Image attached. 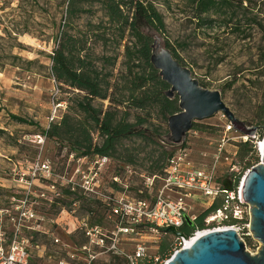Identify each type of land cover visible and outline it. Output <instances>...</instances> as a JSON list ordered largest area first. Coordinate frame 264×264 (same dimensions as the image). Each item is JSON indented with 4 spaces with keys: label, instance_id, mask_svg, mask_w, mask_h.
I'll list each match as a JSON object with an SVG mask.
<instances>
[{
    "label": "rangeland",
    "instance_id": "rangeland-1",
    "mask_svg": "<svg viewBox=\"0 0 264 264\" xmlns=\"http://www.w3.org/2000/svg\"><path fill=\"white\" fill-rule=\"evenodd\" d=\"M149 1L162 14L167 37L178 48L183 63L192 70L193 76L207 89L221 92L227 106L247 126H259L258 121L264 119V0H231L235 6L243 1L246 11L240 10L232 23L228 21L230 16L226 19L214 16L212 19L216 23L212 27L202 25L201 19L197 18L193 0ZM102 2L90 0L84 9L89 10L88 13L73 16L69 15L65 0H0V130L4 131L0 136V222L2 220L5 228L12 230L2 212L12 210L13 202L26 196L27 182L36 171L37 180L31 189V202L39 213L55 219L57 225L54 228L48 225L47 228L53 229L54 236L63 244L71 246L56 244L53 235L36 233L29 264H59L67 259V252L73 250V244L80 245L86 241L80 229L83 220L110 229L108 209L101 199L126 194L131 199L154 201L163 185L162 180L157 179L154 188L146 187L151 172L162 177L152 168V161L159 158L160 150L142 140L124 141L118 155L115 158L107 157L109 161H101L100 167L95 164L99 158L82 161L77 159L69 146H59L44 136V132L60 123L69 108H75L79 100V92L57 83L51 72V58L61 44L69 39L86 40V53L90 62L96 65L99 57L116 54L118 62L112 83L121 74L125 76L122 63L127 40L119 49L114 41L105 45L100 40L104 35L113 40L112 34H115L114 27L103 18L106 9ZM255 16H258L256 22L259 25L250 23ZM239 26H242V33L235 31V27ZM104 66L106 73L110 67ZM79 96L84 94L80 93ZM57 105L62 107L58 108ZM94 105L103 111L111 107L108 100H97ZM127 111V108L121 109V118ZM131 114L134 122L138 112L131 110ZM12 116L26 120L27 124L16 121ZM143 117H147L156 126L154 128H161L165 132L163 143L166 145L168 125L157 119L155 114L151 117L144 114ZM226 125L227 119L222 114L194 123L185 144L174 148V155L186 153L194 165L209 168L217 146L225 136ZM260 131L264 132V127L260 126ZM226 136L230 138L227 152L234 158L237 168L231 171L226 162L221 164L218 182L231 189L235 174H241V186L246 174L259 166L262 159L258 157V162L247 167L251 154L242 159L241 154L246 152L241 145L249 142V139L245 140L247 137L237 132ZM93 138L94 144H100L98 133ZM261 140L255 139L251 143L253 155L254 148ZM139 148H145V151L140 155L134 153L132 156L136 162L128 164L131 153L126 150ZM165 164L161 161L159 166ZM44 166L49 168L54 179L44 177ZM94 169L98 171L100 183L98 194L85 195L80 190L72 192L74 195L66 192L69 178L81 188L78 184L82 183L83 178L77 176L78 170L87 175ZM115 177H119L126 187L115 183ZM51 185H55L56 193L47 188ZM42 193L45 198L38 197ZM185 200L190 218L199 217L214 203L198 194H191ZM240 237L249 253H258L261 244L247 230ZM177 238L164 231L159 235L148 233L143 239L135 238V241L145 243L149 253L154 255L162 243L174 250ZM98 264L116 263L111 257L103 255L99 257Z\"/></svg>",
    "mask_w": 264,
    "mask_h": 264
},
{
    "label": "trees",
    "instance_id": "trees-1",
    "mask_svg": "<svg viewBox=\"0 0 264 264\" xmlns=\"http://www.w3.org/2000/svg\"><path fill=\"white\" fill-rule=\"evenodd\" d=\"M68 4L69 15L75 16L88 13L89 10H84L85 5L90 3V0H65ZM197 10V18L201 19L202 25L212 27L216 20L212 17L228 19L232 23L234 16L240 11H246L243 7V1H239L238 6L232 4L231 0H193ZM102 4L105 7V15L107 23L111 24L115 29L113 40L103 36L100 37L105 45L109 41H114L116 48H121L124 40L125 53L122 68L125 69V76L121 74L112 83L114 77V68L118 62V56H102L98 58V65L91 63L89 55L86 53V40L69 39L65 44H61L53 53L51 58V72L56 82L60 85H67L78 91L79 98L76 107L69 108L58 124L52 125L44 136L55 142L59 146L67 145L72 153H76L77 159L93 158V157H112L118 155L123 147V142L126 140L139 139L145 142L148 146H154L160 150L159 158L153 163V171H158L162 175L160 177L155 172H151L149 178L156 177L163 180L166 177L170 160L174 155V148L167 142H163L165 132L161 128H154L147 117L155 114L157 119L168 125L170 116L179 113V99L174 97L169 99L166 92L170 89L165 83L159 72L151 63L152 44L156 36L164 40V46L171 50L174 58L183 66L180 51L173 44L170 38L167 37V26L162 14L156 6L149 0H103ZM206 16V18H202ZM259 16V15H258ZM258 16L252 18L250 23L257 25ZM255 19V20H254ZM242 26L235 27V31L242 33ZM66 45V46H65ZM71 48V49H70ZM110 67L106 71L105 66ZM192 71V70H191ZM201 86L207 88L203 83ZM83 93L84 96H79ZM109 101L111 107L103 111L102 108H97L94 102ZM129 109L121 118V109ZM131 110L138 112V115L132 120ZM18 122L27 124L26 120L12 116ZM246 123V122H245ZM197 124H195L196 126ZM257 127H264V119L258 121ZM198 127V126H196ZM169 130V129H168ZM99 134L100 144H94L93 136ZM4 131L0 130V136ZM167 137V136H166ZM258 140L264 139V132H258L256 136ZM255 139H249L241 145L245 154H241V158L245 159L250 155L247 167H252L253 162H258L260 157L256 148L253 155L251 143ZM262 141V140H261ZM145 151V148L134 150H126L131 153L128 164L136 162L134 153L140 155ZM74 156V155H73ZM150 161V159H149ZM166 162L165 165L159 166V163ZM234 164V160L232 161ZM156 179V180H157ZM241 174L234 175L232 188L235 190L239 187ZM71 195H74L69 189L66 190ZM221 199V198H220ZM217 199L212 206L204 213L197 217L195 227L190 228L186 223L180 229L184 237H191L195 231H205L213 226H207L206 219L223 205V200ZM220 203V204H219ZM39 211V210H38ZM236 224L234 219L225 222L224 225L233 226ZM173 250L165 244L158 247V253L162 258H170Z\"/></svg>",
    "mask_w": 264,
    "mask_h": 264
},
{
    "label": "built area",
    "instance_id": "built-area-1",
    "mask_svg": "<svg viewBox=\"0 0 264 264\" xmlns=\"http://www.w3.org/2000/svg\"><path fill=\"white\" fill-rule=\"evenodd\" d=\"M61 108L62 105H57ZM234 127L227 121L224 126V134L220 140L216 152L213 155V161L209 168H202L194 165L189 160L188 154L178 153L169 162L166 170V177L163 185L158 191L154 201L146 199H131L126 194L112 198H103L101 201L108 209V219H110V229L98 224H92L88 220L81 222L80 229L84 239V243L74 245L73 250L67 252V259L61 260L59 264H98L100 256L111 257L116 264H167L174 255L183 249H187L186 245L197 238L199 234H207L213 231H221L226 229H234L239 236L245 230L250 233V207L242 201L241 186L237 189H227L218 182V172L221 164L227 163L229 170L234 171L237 166L232 164L234 158L227 152L230 138L227 134L234 133ZM247 140L248 138H244ZM257 139V137L253 138ZM261 142L256 145V150L260 159H262ZM95 164L102 166L101 161L108 162L105 157H97ZM87 161L90 158H80ZM79 160V161H81ZM43 169H46L44 166ZM46 179L54 176L49 168L42 171ZM82 183L75 185L74 182L67 180V187L71 192L80 190L85 195L98 194L100 183L98 181V171L91 170L87 175L80 173ZM156 177L148 178L146 187L154 188ZM244 179V178H243ZM37 180L36 171L32 173L31 180L27 182L26 196L21 200L13 202V209L3 211L8 224L12 226L9 231L5 228L4 222H0V264H29L31 258V248L36 238V233H43L52 236L56 244L63 242L54 236L53 229L57 223L55 219H51L44 214L39 213L31 202L32 186ZM114 182L121 184L119 177L114 178ZM126 187V186H124ZM56 193L55 185L47 187ZM191 194L209 200H223L221 209L207 217V226H213L205 231H196L191 237L177 238V245L173 250L170 258H162L159 254L151 255L148 247L142 241H135V238L143 239L148 233L151 235H159L167 229H180L185 224V216H187L186 198ZM45 198V194L41 196ZM197 217H191L196 221ZM234 219L236 224L226 227L225 222ZM248 220V221H247ZM71 248L68 244H63ZM191 247V246H190ZM188 247V248H190Z\"/></svg>",
    "mask_w": 264,
    "mask_h": 264
},
{
    "label": "water",
    "instance_id": "water-1",
    "mask_svg": "<svg viewBox=\"0 0 264 264\" xmlns=\"http://www.w3.org/2000/svg\"><path fill=\"white\" fill-rule=\"evenodd\" d=\"M151 63L170 89L169 99H179L180 112L168 119L167 140L171 148L185 144L194 123L222 114L234 127L235 132L253 139L259 127H249L227 106L222 94L201 86L191 69L183 66L166 48L159 36L152 44ZM264 141V139H263ZM242 201L250 207V233L261 244L258 253L252 255L234 229L213 231L196 238L190 248L179 251L167 264H264V147L262 163L250 170L241 185ZM185 223L195 227V222L185 216ZM178 238L184 235L176 229H167Z\"/></svg>",
    "mask_w": 264,
    "mask_h": 264
},
{
    "label": "bare ground",
    "instance_id": "bare-ground-1",
    "mask_svg": "<svg viewBox=\"0 0 264 264\" xmlns=\"http://www.w3.org/2000/svg\"><path fill=\"white\" fill-rule=\"evenodd\" d=\"M260 146H261L262 148L264 147V141H261V145H260ZM241 185H242V182H241ZM201 236H203V234H199V235H197V238H199V237H201ZM195 241H196V239L190 241V242L186 245V247L188 248V247L192 246V244H193Z\"/></svg>",
    "mask_w": 264,
    "mask_h": 264
},
{
    "label": "flooded vegetation",
    "instance_id": "flooded-vegetation-1",
    "mask_svg": "<svg viewBox=\"0 0 264 264\" xmlns=\"http://www.w3.org/2000/svg\"><path fill=\"white\" fill-rule=\"evenodd\" d=\"M180 232V231H179Z\"/></svg>",
    "mask_w": 264,
    "mask_h": 264
}]
</instances>
